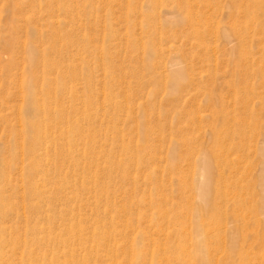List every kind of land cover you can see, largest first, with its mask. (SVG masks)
I'll use <instances>...</instances> for the list:
<instances>
[{"label": "rangeland", "instance_id": "1", "mask_svg": "<svg viewBox=\"0 0 264 264\" xmlns=\"http://www.w3.org/2000/svg\"><path fill=\"white\" fill-rule=\"evenodd\" d=\"M263 142L264 0H0V264H264Z\"/></svg>", "mask_w": 264, "mask_h": 264}, {"label": "bare ground", "instance_id": "2", "mask_svg": "<svg viewBox=\"0 0 264 264\" xmlns=\"http://www.w3.org/2000/svg\"><path fill=\"white\" fill-rule=\"evenodd\" d=\"M58 36V35H57ZM56 36V37H57ZM75 39V38H74ZM62 45V44H61ZM178 62V61H177ZM174 64V63H173ZM180 65V64H179ZM174 65H172V67H173ZM175 68V67H174ZM173 68V69H174ZM109 69V68H108ZM110 70V69H109ZM175 70V73L178 75V77H179V80H181V79H183V76H184V74H183V72H182V70L178 67V65H176V68L174 69ZM13 78V77H12ZM109 81H110V79H109ZM109 81H108V83H109ZM96 83V82H95ZM112 83H114V82H112ZM123 84V83H122ZM109 85H110V83H109ZM104 88V87H103ZM38 96V95H37ZM107 96H109V95H107ZM105 98H108V97H105ZM120 100V99H119ZM110 101V100H109ZM38 102V99L36 100H32V104L34 105V104H36ZM110 103V102H109ZM108 105V104H107ZM43 107V106H42ZM120 110V109H119ZM65 119V118H64ZM94 119V118H93ZM84 123V122H83ZM112 128V127H111ZM44 138V137H43ZM39 140V139H38ZM36 142H37V140H36ZM51 143V142H50ZM263 146H262V152H261V155H262V157H263V164H262V166H263V173H262V178H261V180L264 182V142H263V144H262ZM42 152V151H41ZM67 153V152H66ZM68 154V153H67ZM61 155V154H60ZM207 157V156H206ZM205 159V158H204ZM85 160V159H84ZM31 161V160H30ZM205 161V160H204ZM205 163V162H204ZM67 164V163H66ZM38 165V164H37ZM36 165V166H37ZM70 165V164H69ZM231 165V164H230ZM35 166V165H34ZM232 166H234L233 164H232ZM153 167V166H152ZM42 168V167H41ZM36 170H37V168H36ZM126 171V170H125ZM203 171L205 172V170H204V168H203ZM208 171V170H207ZM93 172V171H92ZM79 173V172H78ZM109 173V172H108ZM142 173V172H141ZM205 174V173H204ZM223 174V173H222ZM224 180V179H223ZM33 181V180H32ZM201 185H202V182H201ZM200 188H201V186H200ZM263 188V187H262ZM200 190V189H199ZM209 191H211V189L209 188H207V184L205 185L204 184V186L201 188V196L203 197V198H206L207 196H208V194H209ZM200 193V192H199ZM100 194V193H99ZM200 197V196H199ZM209 197V196H208ZM209 201V200H208ZM263 204H264V193H263ZM165 213V212H164ZM218 223H220V221L219 222H217V224ZM200 228L201 229H204L205 228V226H206V224L204 223V222H201L200 224ZM220 225V224H219ZM213 227H215V224H214V226ZM221 227L219 226L218 227V230L220 229ZM217 229V228H216ZM104 237V236H103ZM79 238V237H78ZM201 239V238H200ZM199 249H200V256L201 257H199L200 258V260H201V262L202 263H207V261H209V262H215V255H213V254H209V255H202V251L203 250H205V248H206V246H205V244L204 243H200L199 244ZM86 251V250H85ZM116 253V252H115ZM218 262V261H217Z\"/></svg>", "mask_w": 264, "mask_h": 264}]
</instances>
